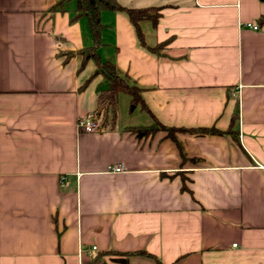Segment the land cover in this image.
<instances>
[{
  "label": "crops",
  "instance_id": "0c3cea01",
  "mask_svg": "<svg viewBox=\"0 0 264 264\" xmlns=\"http://www.w3.org/2000/svg\"><path fill=\"white\" fill-rule=\"evenodd\" d=\"M116 1L160 8L140 29L166 55L102 11L94 53L147 109L83 133L106 87L87 19L74 0H0V264H264V3ZM155 122L218 133L179 132L178 148Z\"/></svg>",
  "mask_w": 264,
  "mask_h": 264
},
{
  "label": "trees",
  "instance_id": "16d2710c",
  "mask_svg": "<svg viewBox=\"0 0 264 264\" xmlns=\"http://www.w3.org/2000/svg\"><path fill=\"white\" fill-rule=\"evenodd\" d=\"M76 4V15L73 20L79 17H85L87 19L88 31L92 38V47L88 49V55L86 59H93L95 61L97 70L91 75L90 79L101 74L106 80V87L97 92V105L94 110L95 114L100 117V125L102 127H112L115 122L117 99L120 94H125L130 98L132 106H140L143 109H147L142 99V89L137 86L131 79L124 73L120 72L117 67L111 61H100L97 55L94 53L95 48L100 44V34L104 29L100 20V13L102 11L123 12L125 13L130 25L134 30V34L138 41V44L145 49L149 54L155 57H162L166 55L167 42L159 43L154 47H149L145 44L143 33L140 29V23L149 21L152 26L158 22L160 17L158 7L148 8H128L119 4L116 0H74ZM264 3V0H260ZM258 26H264V16L258 18ZM233 123V121H232ZM132 129V128H131ZM139 131V129H132V131ZM163 130L167 132L168 138H170L180 148L177 133L187 131L191 133L196 132H212L218 133L215 129H198V130H185L182 128L165 127L155 122L154 127L149 128L147 131ZM182 158L185 159L183 152L181 151ZM184 181V179H183ZM182 190H186L182 186ZM133 255H144L151 257L156 261V264H162L159 260H156L151 255L145 252H134L125 255H119L120 258H116L115 261L122 264H128L129 257Z\"/></svg>",
  "mask_w": 264,
  "mask_h": 264
},
{
  "label": "built area",
  "instance_id": "2783aa9c",
  "mask_svg": "<svg viewBox=\"0 0 264 264\" xmlns=\"http://www.w3.org/2000/svg\"><path fill=\"white\" fill-rule=\"evenodd\" d=\"M248 27H251L253 30H257V26L248 24ZM77 128L80 132L83 133H94L101 130L100 117H98L95 112H91L77 122ZM126 168L122 164H117L110 167L109 171L114 174H119L125 172ZM234 246V245H233ZM96 248L93 247V250Z\"/></svg>",
  "mask_w": 264,
  "mask_h": 264
},
{
  "label": "rangeland",
  "instance_id": "374dc122",
  "mask_svg": "<svg viewBox=\"0 0 264 264\" xmlns=\"http://www.w3.org/2000/svg\"><path fill=\"white\" fill-rule=\"evenodd\" d=\"M118 101H120L119 102V108H118ZM118 101H117L116 109H117V116L119 118L120 124L124 123L127 120H130L132 118V116L138 115L140 113L138 107H136L134 115H131L129 113V110H131V108L133 106L131 104L129 105V97L127 95H125V94L119 95Z\"/></svg>",
  "mask_w": 264,
  "mask_h": 264
}]
</instances>
